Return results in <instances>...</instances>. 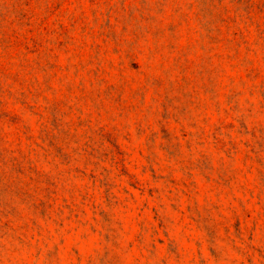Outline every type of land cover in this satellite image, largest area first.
Here are the masks:
<instances>
[{"label": "rangeland", "instance_id": "obj_1", "mask_svg": "<svg viewBox=\"0 0 264 264\" xmlns=\"http://www.w3.org/2000/svg\"><path fill=\"white\" fill-rule=\"evenodd\" d=\"M0 264H264V0H0Z\"/></svg>", "mask_w": 264, "mask_h": 264}]
</instances>
